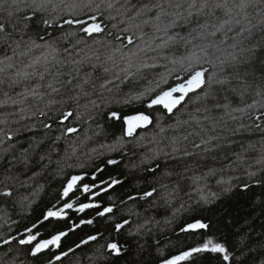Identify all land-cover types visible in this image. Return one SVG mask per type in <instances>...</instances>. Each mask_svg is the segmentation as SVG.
<instances>
[{"label":"snow or ice","instance_id":"obj_1","mask_svg":"<svg viewBox=\"0 0 264 264\" xmlns=\"http://www.w3.org/2000/svg\"><path fill=\"white\" fill-rule=\"evenodd\" d=\"M181 32L185 34L181 35ZM262 41L264 0H0V116L3 117L0 123L7 124L14 117L19 120L50 118L49 113L55 109L59 123L64 126L61 136H65L79 131L78 127L65 124L73 116L78 123L85 115L88 120H95L96 116L106 114L110 120L121 121L124 126L123 134L110 150L115 151L116 146L123 149L128 144L139 146L146 137L137 135L138 129H147L154 121L159 124L164 115H175L187 101L199 102L207 112V105L212 103L213 96L228 91L234 82L241 81L255 49L261 46ZM181 45L184 52L177 56ZM160 60L167 61V65L171 66L167 74L148 80L143 89L129 93L120 91L119 85L126 81L146 80L149 73L144 70L156 69ZM177 67L185 74L184 77L177 75L179 82L161 88V84L168 83L167 77ZM257 95L264 99L261 92ZM145 101V110L136 109L131 114H121L120 108ZM257 104L261 111L253 123H238L231 132L254 129L264 136V103L253 101L233 111L251 118V110ZM113 105L120 108L113 109ZM157 106L163 110L162 114L154 115L147 111ZM192 119L201 124L196 117ZM204 119L212 118L205 116ZM188 123L177 121L176 126L179 128ZM219 123V120L212 119L213 130ZM43 126L52 127L50 123ZM159 132H165V128L161 126ZM13 135L10 130L4 133L7 140H12ZM217 139L218 136L208 137V140ZM183 140L187 141L188 136H184ZM207 142L201 139L200 143L193 142L191 147L193 150L201 149ZM171 144V152L159 146L150 149L140 159V165H152L154 161L174 158L177 154L189 158L195 155L187 147L181 150L176 137L171 138ZM71 151L73 154L76 152L74 145H71ZM249 151L259 152L254 159L260 167L246 171V179L229 176L227 180H217L218 191L211 190L207 178L223 169L209 168L199 175L190 168L184 169L185 175L192 172L188 179L192 181L191 192L196 195L194 203L197 207L215 205L222 198H230L237 189L248 191L253 184L264 187V139L259 142V148L250 144L243 149V155L235 153L236 160L246 161ZM107 163L116 164L118 161L110 159ZM158 169L160 164L156 163L155 167L145 170L155 175ZM102 171V168H97L92 173V183L84 182L87 173L71 175L56 203L47 208L42 219L24 229L26 235H20L18 244L30 246L31 257H37L45 250L61 249V242L69 232L93 223V219H80L79 223L73 221L67 230L58 229L57 223L68 219V210L84 213L87 209H97V217L113 212L115 204L99 210L101 205L96 198L121 181L109 178L97 183L96 173ZM163 175L171 176L173 173L165 172ZM258 175L260 179H257ZM201 181H204L203 185ZM167 187L160 185L161 189ZM157 191L156 187H151L139 198L152 197ZM0 195L12 197V188L5 186ZM188 195L191 198V194ZM81 197H85L87 202H81ZM172 197L173 193H168L161 198L169 203ZM26 199L20 197L16 202L23 207ZM128 199L137 197L129 196ZM257 202L264 207V201ZM189 210L181 204L173 216ZM46 222L52 231L47 233V238H40L45 235L40 227ZM129 224L128 219L115 224L117 238ZM246 226L250 227L248 220L244 221L229 246L226 240L209 232L210 223L206 222V218L193 216L190 222L179 228L177 240L168 241V255L157 242V264H191L199 254L219 257L218 264H264V239L253 242ZM142 228L145 225L129 229L127 235H140ZM146 232L150 234L151 229H146ZM180 234L194 236L197 242L184 246L179 239ZM104 235L103 232L90 235L75 248L53 253L47 264L62 261L81 245L104 239ZM16 241L17 236H9L0 241V246H9ZM138 248L140 259L136 264H148L145 257L151 255V250L146 244H138ZM97 252L99 255L95 259L106 261L109 257H120L128 252L127 241L121 244L118 239H110L100 244ZM0 264H17L15 251L9 247L0 256Z\"/></svg>","mask_w":264,"mask_h":264},{"label":"trees","instance_id":"obj_2","mask_svg":"<svg viewBox=\"0 0 264 264\" xmlns=\"http://www.w3.org/2000/svg\"><path fill=\"white\" fill-rule=\"evenodd\" d=\"M183 52L184 46L181 45L176 55L179 56ZM169 68L171 66L167 65V61L160 60L156 69L144 70L149 73L146 80H136L132 83L126 81L119 85V89L122 93L143 89L148 80L159 74H167ZM177 75L184 77L185 74L178 67L175 68L167 77L168 83L161 84V88L179 82L176 80ZM257 92L264 94V41L255 49L241 81L234 82L228 91H221L213 96L212 103L207 105V112L199 102L187 101L175 115H164L159 124L154 121L147 129H138L137 135L146 137L139 146L134 147L128 144L123 149L116 146L115 151L110 150V147L115 146V141L123 134L124 126L121 121L110 120L106 114L96 116L95 120H88L85 115L78 123L73 116L65 124L76 126L79 131L65 136H61L64 126L59 123L55 109L49 113L50 118L29 117L26 120H19L18 117H14L9 119L7 124L0 123V141H3L0 143V192L5 186L12 188L13 191L12 197L0 195V241L9 236H17V241L11 245L0 246V256H3L10 247L16 253L17 264L21 261L24 264H47V260L53 253L58 254L61 250L75 248L81 240L103 232L104 239L81 245L68 257L55 264H136L140 259L138 244H146V247L151 250V255L145 257L148 264H157V242L159 248L164 250V254L168 255L169 248L166 247L168 241L177 240L179 228L184 223L190 222L193 216L206 218V222L210 223L209 232L214 233L221 240H226L229 246L236 239L245 220L249 222L250 227L246 226V230L252 241L264 239V207L257 202L264 201V195H262L264 187L253 184L248 191L237 189L230 198H222L215 205L197 207L194 203L196 195L191 192L192 181L188 179L192 172L184 174L186 167L194 170L197 175L206 173L209 168L223 169L215 176L207 178V184L211 190L218 191L217 180H227L229 176L246 179L244 176L246 171H254L260 167L255 164L254 159L259 155L258 151H249L246 161H237L234 154L243 155V149L250 144H255L259 148V142L264 139L261 132L254 129L236 133L230 131L236 128L238 123L245 125L253 123L255 116L261 111L259 104L251 110V118L249 115L233 110L245 107L253 101L264 103V99L258 96ZM145 104L146 101L133 103L123 108L119 105L112 107L120 108L123 115L131 114L136 109L145 110ZM147 111L154 115L163 113L159 106ZM205 116L220 121L214 130L212 119L205 120ZM233 116L236 117L235 120L232 119ZM192 117L199 119L201 124H196ZM0 119L3 117L0 116ZM177 121H189V123L178 128ZM45 123H50L52 127L45 128L43 126ZM32 125L35 126L32 127ZM161 126L165 128L163 133L159 132ZM9 130L14 134L12 140L4 137V133ZM184 136H188L187 141L183 140ZM209 136H218L219 139L208 140ZM57 137L61 138L57 139ZM172 137L177 138V144L181 150L187 147L190 152L194 151L195 155L189 158L177 154L174 158H161L159 161H154L152 165H140L142 156L157 146L171 152ZM201 139L208 141L207 144L202 145L201 149L193 150L192 143H200ZM71 145L76 148L74 154L71 151ZM68 155L71 156L70 159L66 158ZM110 159L118 163L108 164L107 161ZM156 163L160 164V169L155 175L145 170L155 167ZM81 164L84 167H79ZM97 168L103 169L102 172L96 173L97 183L109 178L121 181L96 198V202L101 205L99 210L115 204L113 212L106 214L105 217H97V209H87L84 213L68 210V219L58 222V229L67 230L73 221L79 223L80 219H93V223L81 225L69 232L61 242V249H52L51 252L45 250L37 257H31L30 246L18 244L20 235H26L24 229L42 219L47 208L56 203L67 178L71 175L87 173L84 182L92 183V173ZM165 172H171L173 175L164 176ZM260 178L258 175L257 179ZM161 184L167 185V189H161ZM203 184L204 181H201V185ZM151 187H156L157 193H154L152 197L140 199L143 192L150 190ZM168 193H173V197L170 198L169 203H165L161 197ZM188 194H191V198ZM129 196L137 197V199L129 200ZM20 197H27L23 207L16 202ZM81 202H87L86 198L81 197ZM181 204L190 210L177 212L174 217L173 213L180 209ZM124 219H128L130 224L121 230L117 238L114 226ZM140 225H145L140 235H127L129 229H135ZM149 228L150 234L146 232ZM40 231L45 234L40 238H47V233L52 229L46 222L40 227ZM110 239H118L121 244L127 241V254L109 257L106 261L95 259L99 255L97 252L99 245L109 242ZM179 239L183 241L184 246H192L197 242V238L189 234H180ZM172 251L175 252V249ZM105 255H108L107 252ZM218 260L219 257H214L212 254H199L192 259L191 264H218Z\"/></svg>","mask_w":264,"mask_h":264},{"label":"rangeland","instance_id":"obj_3","mask_svg":"<svg viewBox=\"0 0 264 264\" xmlns=\"http://www.w3.org/2000/svg\"><path fill=\"white\" fill-rule=\"evenodd\" d=\"M153 78H154V77H153ZM153 78H152V79H153ZM152 79H151V80H152Z\"/></svg>","mask_w":264,"mask_h":264}]
</instances>
